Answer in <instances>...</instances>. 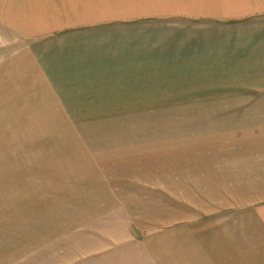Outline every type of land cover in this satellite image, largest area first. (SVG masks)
Returning a JSON list of instances; mask_svg holds the SVG:
<instances>
[{"label":"rangeland","instance_id":"1","mask_svg":"<svg viewBox=\"0 0 264 264\" xmlns=\"http://www.w3.org/2000/svg\"><path fill=\"white\" fill-rule=\"evenodd\" d=\"M258 56L264 0L73 4L70 81L88 102L70 92L52 114L0 74V264H193L190 239L218 228L231 253L244 233L264 253V85L241 70ZM122 206L144 253L115 246Z\"/></svg>","mask_w":264,"mask_h":264},{"label":"crops","instance_id":"2","mask_svg":"<svg viewBox=\"0 0 264 264\" xmlns=\"http://www.w3.org/2000/svg\"><path fill=\"white\" fill-rule=\"evenodd\" d=\"M84 1L88 0H0V74L4 71L18 72L19 85L22 88L20 95L34 94L41 97L35 101L50 104L45 110L52 114H70V92L72 96L75 93L80 94L77 101L73 99V102L89 101L84 98L82 85H76L74 81H70V77L75 78L70 75V70H72L70 69V7L73 4L80 6ZM242 65V71L250 72V75L244 76L245 86L264 85L263 81L257 83L255 80L246 78L254 77L251 72L256 69L264 70V58L258 56L256 61L244 62ZM233 69L237 71L240 68ZM8 77H14V75L9 74ZM77 88L81 89L78 91ZM44 97L47 98L44 99ZM28 101L32 102V99ZM216 186L213 187L211 193L218 189ZM231 189V192L234 191L232 186ZM164 192L170 195L169 190L164 189ZM178 192H180L179 189ZM234 196L230 197L229 193L225 192L221 199L232 200ZM214 197H216L215 194ZM203 213L200 212L201 215ZM214 213H218V218L224 216V214L222 215L223 211L221 212L219 209ZM116 215H122V218H119L121 221L119 224L122 225L121 230H124L125 234L123 239L115 240V246L119 243L123 248L128 245L131 251L133 250L132 245H137L138 250L142 251L140 240L128 238L127 233L131 232V227H124L134 221L131 212L122 206L118 208ZM218 225L212 223L211 226L214 227L212 230H216ZM257 230L260 232V227H257ZM216 231L218 239H207L202 236L190 239L189 244L192 241L194 247H202L205 253L210 251L209 255L202 257V250L195 249V253L197 254L198 251L201 257L199 260H193V264H264V253L253 256L250 254L255 248L259 250L261 245L259 243L257 247H251V241L247 240V234L242 235L241 247L244 248L245 239L247 242H245L246 250L244 248V253L240 255L231 253L235 251L236 247L235 235L229 234V230L226 232L223 228H218ZM256 236L258 237V234ZM181 241L179 240V242ZM180 245L181 250L182 246ZM220 249L221 253H219ZM138 250L137 253H139ZM182 252H175L180 256L181 263L187 261L186 258L189 255L190 259L194 257L191 253L182 254ZM149 262L151 260L148 258L142 259L139 263L150 264Z\"/></svg>","mask_w":264,"mask_h":264}]
</instances>
